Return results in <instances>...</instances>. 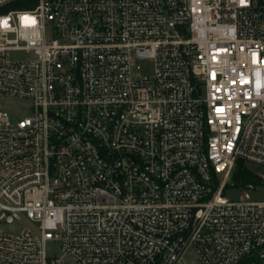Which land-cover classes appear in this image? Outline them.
<instances>
[{
	"label": "built area",
	"instance_id": "obj_1",
	"mask_svg": "<svg viewBox=\"0 0 264 264\" xmlns=\"http://www.w3.org/2000/svg\"><path fill=\"white\" fill-rule=\"evenodd\" d=\"M19 1L0 0V264H264V202L225 195L264 185V0Z\"/></svg>",
	"mask_w": 264,
	"mask_h": 264
},
{
	"label": "rangeland",
	"instance_id": "obj_2",
	"mask_svg": "<svg viewBox=\"0 0 264 264\" xmlns=\"http://www.w3.org/2000/svg\"><path fill=\"white\" fill-rule=\"evenodd\" d=\"M144 68H145V71H147V67L144 66ZM151 69H152V65H151ZM13 100L15 102L13 101L14 103H10L8 106V110L12 114L14 113V109L19 107V104L28 105L31 103L29 100L20 101L14 98ZM249 167L253 169L255 168L251 164H249ZM225 195L227 198L234 200V201L243 200L249 197L251 201L264 202V185L260 186L257 190H251L248 187L230 188L225 192ZM26 226H31L30 222L18 223L17 225H15L14 228L10 230V232H19L22 229H24ZM57 250H58V247L56 245H53V249L49 251V255L56 253ZM196 259H197V254L193 249H191L188 252H186V254L184 255L183 263L192 264Z\"/></svg>",
	"mask_w": 264,
	"mask_h": 264
},
{
	"label": "trees",
	"instance_id": "obj_3",
	"mask_svg": "<svg viewBox=\"0 0 264 264\" xmlns=\"http://www.w3.org/2000/svg\"><path fill=\"white\" fill-rule=\"evenodd\" d=\"M37 2L38 0H21L10 5L9 8H31L34 7ZM232 179L235 184L243 186L248 182H253L254 180H256V176L254 175V173H252V171L248 169V167H246L242 160H238Z\"/></svg>",
	"mask_w": 264,
	"mask_h": 264
}]
</instances>
